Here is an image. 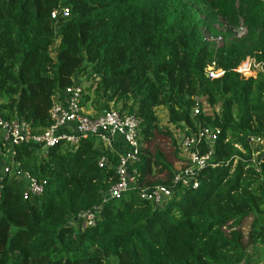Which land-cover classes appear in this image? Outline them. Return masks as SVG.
Listing matches in <instances>:
<instances>
[{
    "label": "trees",
    "instance_id": "trees-1",
    "mask_svg": "<svg viewBox=\"0 0 264 264\" xmlns=\"http://www.w3.org/2000/svg\"><path fill=\"white\" fill-rule=\"evenodd\" d=\"M62 8L67 16L51 17ZM246 57L264 70V0H0L2 118L40 132L52 97L90 82L82 105L133 114L139 142L135 187L109 199L119 157L97 135L43 153L12 145L19 168L43 187L25 196L21 179L3 176L0 264H264V145L253 157L249 141H264V73H236ZM212 63L218 78L205 74ZM196 97L211 114L191 115ZM158 108L177 131L220 129L209 163L187 183H173L179 169L150 148L167 137L179 159ZM5 147L0 137V161ZM158 184L171 186L162 206L139 197ZM86 212L91 224L79 217Z\"/></svg>",
    "mask_w": 264,
    "mask_h": 264
},
{
    "label": "built area",
    "instance_id": "built-area-1",
    "mask_svg": "<svg viewBox=\"0 0 264 264\" xmlns=\"http://www.w3.org/2000/svg\"><path fill=\"white\" fill-rule=\"evenodd\" d=\"M57 14L65 17L68 15V9L53 10L50 15L55 18ZM234 71L244 78L255 76L256 71L264 73L261 64L251 57L243 59ZM205 74L210 79H214L221 76L223 70L216 68L212 63L206 67ZM83 86V83H73L52 97L49 125L40 132H34L23 120L15 118L6 120L0 115V137L6 143L0 161V185L5 174L14 173L24 183L23 195L38 194L42 191L43 184L19 168L20 164L14 158L12 145L28 143L38 153H43L59 141L64 140L75 146L81 136L95 134L107 148L116 151L119 157L115 166L118 180L108 189L105 199L119 197L123 192L135 187L136 171L129 165L139 157L138 119L133 114H121L119 108L102 110L95 115L92 109L87 110L82 105L83 93H85ZM206 108L209 111H206ZM201 111L211 114V108L205 98L196 97L191 107V115L196 117ZM183 127V132L178 131L177 142L181 166L179 172L172 178L173 183L177 181L187 183L193 179L197 170L209 163L214 144L220 134V129L217 127L201 125H196L195 129ZM249 141L256 144L262 140L260 137L251 136ZM115 142L124 145L122 151L117 150ZM257 154V152L253 153V157H257ZM253 161L258 166V161L255 159ZM102 162L103 158L99 160V164L101 165ZM193 185L197 186V183L193 182ZM170 196L171 186L161 184L139 190V197L153 206H162ZM79 217L83 219V224H91L94 214L86 212Z\"/></svg>",
    "mask_w": 264,
    "mask_h": 264
},
{
    "label": "rangeland",
    "instance_id": "rangeland-1",
    "mask_svg": "<svg viewBox=\"0 0 264 264\" xmlns=\"http://www.w3.org/2000/svg\"><path fill=\"white\" fill-rule=\"evenodd\" d=\"M218 29H222V28L220 26H218ZM233 33L235 34L236 37H240V36L243 35L244 30L242 28H238L237 30H233ZM206 37L209 40H212V38H210L208 34H206ZM215 41L218 44L221 43V41L219 39H216ZM85 84H90V82L83 83V85H85ZM85 109L90 110V109H92V106L87 105L85 107ZM157 111H158V117H159V120H160V124L164 125V126H168V128H170V130L172 131V135H173V137H175L176 142H178V140H179L178 131L173 129L170 126V124L167 122L165 110H163V108H158ZM206 111H209V109L206 108ZM263 145H264V141L263 140L261 142H259V143L252 144L253 152L256 153V152H259L260 150H262ZM150 148L152 150H154L156 148H159L161 151H163L166 160L168 162L172 163L174 169L178 170L180 168L181 162H180L179 159H177V157L173 156L174 149L172 147L171 142L167 139V137L156 136L153 139V141L151 142ZM160 175L162 177H165L166 173H161ZM245 226H246V224H245ZM259 261H261V260H259ZM262 262H260V264H262Z\"/></svg>",
    "mask_w": 264,
    "mask_h": 264
}]
</instances>
